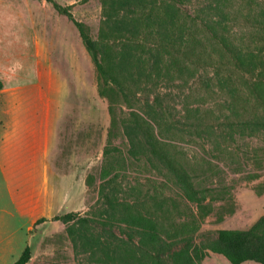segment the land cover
Wrapping results in <instances>:
<instances>
[{"label": "rangeland", "instance_id": "374dc122", "mask_svg": "<svg viewBox=\"0 0 264 264\" xmlns=\"http://www.w3.org/2000/svg\"><path fill=\"white\" fill-rule=\"evenodd\" d=\"M55 1L70 6L75 18L88 24L93 37H98L103 19L100 0ZM160 59L133 56V76L139 85L130 86L139 90L132 101L134 108L124 105L125 116L135 111L147 120L167 119L169 127L176 124L170 142L195 169L196 182L211 189L208 201L214 211L204 221L198 243L207 232L250 228L264 213V134L246 131L240 135L235 129L226 132L232 139L222 136L223 130L211 136L199 129L195 120L205 109L212 110V117L226 128L225 116L235 118L238 104L234 100L245 85L224 86L220 92L212 75L183 57L180 62L188 69L166 78L165 67L157 68ZM166 60L170 63L171 58L166 56ZM0 80L4 84L0 92V264H13L27 245L32 248L29 264H101L102 253L98 247L93 253L87 243L101 234L111 240L112 235L98 227L91 226L88 232L80 225L67 226L53 218L74 212L80 217L106 219L113 215L108 198L114 206L120 205L117 210L134 206L159 213L155 191L163 192L167 199L178 198L165 165L150 155L139 134L134 137L144 152L140 160L130 153L129 136L113 141L114 155L125 164L121 162L117 180L101 194L100 173L111 125L108 101L99 95L98 75L77 29L52 5L38 0H0ZM32 115L39 116L37 124L43 122L42 115L50 116L55 167L53 173L49 171L47 183L43 158L36 168L30 159L29 163L24 157L19 159L21 145L35 149L33 135L40 139L41 131L26 132L22 138L15 130L4 135L10 128L9 118L14 117V125H18L19 119ZM29 172L43 198V216L49 219L37 225L25 214L28 202L24 193L34 184L27 177ZM70 173L75 181L62 183L59 175ZM89 175L95 179L93 188L86 185ZM255 175L259 178L253 179ZM69 226L72 233L66 230ZM112 233L126 239L120 228ZM202 264L230 263L209 252Z\"/></svg>", "mask_w": 264, "mask_h": 264}, {"label": "trees", "instance_id": "16d2710c", "mask_svg": "<svg viewBox=\"0 0 264 264\" xmlns=\"http://www.w3.org/2000/svg\"><path fill=\"white\" fill-rule=\"evenodd\" d=\"M38 1L52 5L75 26L95 66L99 95L108 101L111 125L100 173L101 194L117 180L121 162L125 164L124 159L114 155L115 139L129 136L130 153L137 160L144 155L136 134L144 139L150 155L165 165L178 189V198L168 199L163 192L155 191L159 213L134 206L117 210L120 205L114 206L105 194L113 209L110 217L92 219L71 212L53 220L67 226L80 225L88 232L91 226L98 227L112 235L111 240L102 234L87 239L93 253L97 247L102 253L101 264H202L209 252L222 255L230 264H264V213L246 230L207 232L200 243L196 241L214 206L208 201L211 189L196 182L195 169L170 142L169 134H174L172 128L176 124L169 127L167 119L147 120L135 111L127 117L123 109L124 105L134 108L132 101L139 90L130 86L139 85L133 76L136 68L133 56H160L157 68L165 67L166 78L188 69L180 62L183 57L212 75V83L220 92L224 86L245 85L234 100L238 104L233 111L235 118L225 116L226 128L218 123L217 117H212L214 111L205 109L195 119L199 129L211 136L223 130L222 136L231 139L230 132H226L235 129L240 135L246 131H251L250 135L264 134V118H259L264 115V0H100L103 19L97 38L88 24L75 18L70 6L55 0ZM166 56L171 58L170 63ZM3 88L0 80V92ZM86 185L95 187L91 175ZM47 221L48 218L42 217L35 225ZM114 228H120L126 239L113 235ZM66 230L72 233L71 226ZM31 259L32 248L27 245L13 264H29Z\"/></svg>", "mask_w": 264, "mask_h": 264}, {"label": "crops", "instance_id": "0c3cea01", "mask_svg": "<svg viewBox=\"0 0 264 264\" xmlns=\"http://www.w3.org/2000/svg\"><path fill=\"white\" fill-rule=\"evenodd\" d=\"M44 120L41 124H37L36 120L39 118L38 115L34 116H29L26 118H21L18 121H21L18 125H14V117L9 118V126L10 128L6 131V133L4 132V135L9 134L10 130H15L16 131V135H19L20 138L25 137L26 132H33V134L35 133L36 130H40L41 133L43 135H41L40 139H38L37 137H35L33 135V141H32V145H33V150L31 149H27V147L25 148V145H21V148H19V150H21V155L19 157V159H22L23 157L25 159H28V163H29V159L32 162L31 166L33 168H36L39 164H41L40 158H43V171H44V175H45V181L44 183H47V179L49 176V171L52 170L53 173V167H55V162L52 163V158L54 155L51 153V148H52V144H51V134H52V129H51V124H50V116H44ZM17 122V121H16ZM58 130V128H57ZM57 133V131H56ZM23 135V136H21ZM45 138H44V137ZM27 140H28V136H27ZM25 142V140H24ZM57 144V142H56ZM39 147V148H38ZM40 160V161H39ZM23 167H25V165H22ZM29 166V167H31ZM56 173V172H55ZM57 174V173H56ZM31 173H27V177H29V181L31 180L32 183L31 184V188H28L25 190L24 196L26 201L28 202L27 205V211L25 212V214H27L28 216L31 217V219H33V223L35 224L36 221L42 217H45L43 215H45L44 213H42V203H43V198L41 196V192L39 191L37 194V190L35 188L36 184H35V180H34V176L32 174V178L30 177ZM60 177V181L62 183H73L75 180L74 175L73 174H63V175H59ZM23 196V195H22ZM39 196V197H38Z\"/></svg>", "mask_w": 264, "mask_h": 264}]
</instances>
